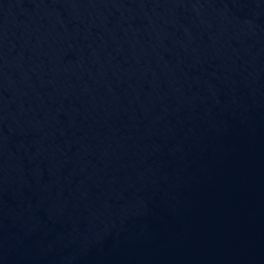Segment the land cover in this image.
<instances>
[{"label":"water","instance_id":"1","mask_svg":"<svg viewBox=\"0 0 264 264\" xmlns=\"http://www.w3.org/2000/svg\"><path fill=\"white\" fill-rule=\"evenodd\" d=\"M0 264H264V0H0Z\"/></svg>","mask_w":264,"mask_h":264}]
</instances>
